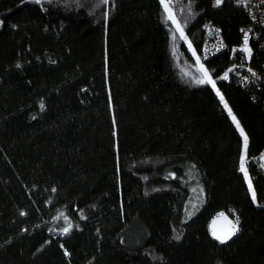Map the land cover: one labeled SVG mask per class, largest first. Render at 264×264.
Returning <instances> with one entry per match:
<instances>
[{
  "label": "trees",
  "instance_id": "trees-1",
  "mask_svg": "<svg viewBox=\"0 0 264 264\" xmlns=\"http://www.w3.org/2000/svg\"><path fill=\"white\" fill-rule=\"evenodd\" d=\"M212 2L0 0V264H264V174L220 99L264 152V81L200 58L202 22L227 48L250 26ZM250 45L261 72L264 26Z\"/></svg>",
  "mask_w": 264,
  "mask_h": 264
},
{
  "label": "built area",
  "instance_id": "built-area-1",
  "mask_svg": "<svg viewBox=\"0 0 264 264\" xmlns=\"http://www.w3.org/2000/svg\"><path fill=\"white\" fill-rule=\"evenodd\" d=\"M224 1L238 6L246 15L250 22V26L240 29L238 45L227 48L218 27L208 21L202 22V40L199 56L201 59H206L226 51L229 59L237 61L236 66L238 67L235 72L232 73V80L236 84L247 87L251 84L253 85L258 83L260 80L264 81V68L261 72H259L253 69L251 66L253 49L250 45V41L259 42L260 39L261 27L264 26V0H223V2ZM212 5L217 6L215 0H213ZM245 39H247V43H245ZM259 45L261 47L263 46L262 41H260ZM253 73H255V75H253ZM262 154H264V152L259 151L245 157V168L250 164H254L259 168L262 174H264V155ZM256 204L260 207H264V191L262 192V198L260 202ZM220 213H224L225 216H228L232 221V225L235 224L237 217L231 210L226 212H216L214 216L220 215Z\"/></svg>",
  "mask_w": 264,
  "mask_h": 264
},
{
  "label": "snow or ice",
  "instance_id": "snow-or-ice-1",
  "mask_svg": "<svg viewBox=\"0 0 264 264\" xmlns=\"http://www.w3.org/2000/svg\"><path fill=\"white\" fill-rule=\"evenodd\" d=\"M36 2L39 3L40 0H36ZM105 2H107V0H105ZM161 3L162 4L165 3V0H161ZM215 3L217 6H219L220 4L223 3V0H215ZM166 10H167V8H166ZM169 18L172 19L171 16ZM245 43H247V39H245ZM17 66L19 67V65H17ZM229 71H231V69ZM253 75H255V73H253ZM223 78H227V73H225V76ZM208 82L211 83L213 85V87L215 86V82L212 81L210 78H209ZM217 95H220L219 92H217ZM220 99H221L222 103H224V107L226 109H228L229 115L232 117V120H233L234 124L236 125V128L239 130L240 135L243 138V153L240 157V170H241V172L244 173L245 178L247 179L248 174H247V170H246L245 165H244V160H245V155L247 153V148H248V136L245 133L244 129L241 127V125H240L239 121L237 120V118L235 117V115L232 114L231 109L228 107L227 102L224 101L223 96H220ZM41 107H43V105H41ZM113 123L115 124V121H113ZM262 155H264V154H262ZM248 187H249V191H250L251 196H252V200L255 203L257 200V197H256V193L253 189V186H252V183L250 180L248 182ZM220 215L223 216L224 213H220ZM238 224H239V219L237 218L235 221V224L233 225V228L230 232H228L227 234H225L223 236L217 235L215 232H213V237L216 240H218L221 244L226 243L228 240H230L232 238V236H234L236 234V232L239 231ZM63 231L65 233H67L68 229L65 228V229H63ZM176 238L179 239V237H176Z\"/></svg>",
  "mask_w": 264,
  "mask_h": 264
},
{
  "label": "water",
  "instance_id": "water-1",
  "mask_svg": "<svg viewBox=\"0 0 264 264\" xmlns=\"http://www.w3.org/2000/svg\"><path fill=\"white\" fill-rule=\"evenodd\" d=\"M207 227H208L210 235L213 237V232H215L217 235H221V236L227 234L228 232H230L232 230L233 225H232V221L230 220V218L228 216L216 215V216H213L208 221ZM234 236H232V238ZM213 239H215V238L213 237ZM216 241H218V240H216Z\"/></svg>",
  "mask_w": 264,
  "mask_h": 264
},
{
  "label": "rangeland",
  "instance_id": "rangeland-1",
  "mask_svg": "<svg viewBox=\"0 0 264 264\" xmlns=\"http://www.w3.org/2000/svg\"><path fill=\"white\" fill-rule=\"evenodd\" d=\"M168 13L167 14H169V10H166ZM175 27H176V30L178 31V32H180L181 31V29L179 28V27H177L176 25H175ZM196 68L199 70V72L202 74L203 73V71L202 70H200V67H199V65H197L196 66ZM203 79V78H202ZM247 181V180H246Z\"/></svg>",
  "mask_w": 264,
  "mask_h": 264
}]
</instances>
